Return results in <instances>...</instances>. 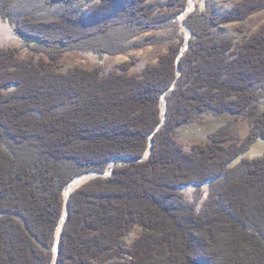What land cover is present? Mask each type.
Here are the masks:
<instances>
[{"label":"trees","instance_id":"1","mask_svg":"<svg viewBox=\"0 0 264 264\" xmlns=\"http://www.w3.org/2000/svg\"><path fill=\"white\" fill-rule=\"evenodd\" d=\"M43 1L62 12L15 18L0 3L40 55L0 48V264H53L64 188L112 163L69 195L56 264H264V156L242 157L264 138V26L240 43L211 33L264 0H237L219 20L212 0H198L183 21L188 40L174 31L156 65L133 73L131 60L108 75L56 65L72 50L119 56L148 45L134 40L171 24L188 0H99L80 14L69 11L78 0ZM208 114L233 121L185 151L177 131ZM238 120L250 126L242 140ZM205 184L199 205L184 201L182 188ZM134 227L142 233L124 249Z\"/></svg>","mask_w":264,"mask_h":264},{"label":"rangeland","instance_id":"2","mask_svg":"<svg viewBox=\"0 0 264 264\" xmlns=\"http://www.w3.org/2000/svg\"><path fill=\"white\" fill-rule=\"evenodd\" d=\"M152 3L160 4L166 0H149ZM198 0H189L187 7L182 10L175 19L171 21V24H167L163 29L152 31L147 33L134 41L141 42L145 38H153L152 43L142 46L140 48H134L124 54L109 56H98L91 52L72 50L63 54L59 59L56 67L57 70L66 72L68 69L74 67H82L84 69H93L101 67L102 74L108 75L112 73H119L118 66L127 63L131 60L135 61L134 66L130 69V72L141 73L145 70L147 65H156L160 55L167 52V45L172 42H176V35L182 36L187 39L190 35L189 30L185 27L183 21L187 14L193 11L194 5ZM99 0H78L72 6L69 11L80 14L83 11L88 10L93 5H96ZM237 0H212V15L218 20L222 15L227 13ZM1 3V0H0ZM43 0H9V12L15 17H20L24 14H31L34 17L40 19H53L57 14H60L63 10L61 5H53L51 7L45 6ZM185 10V11H184ZM264 26V9L250 15L247 19L241 22L229 23L219 25L211 30L214 39L230 38L233 43H240L244 38L251 36L254 32L258 31ZM175 31V33H173ZM188 40V39H187ZM0 48H11L16 50L17 56L21 60H28L34 58L36 61L40 55H34L27 48L24 40L14 31L13 25L0 16ZM264 104V101H263ZM162 113V110H161ZM162 116V114H161ZM232 117H214L213 115H204L197 122L184 126L176 133L177 142L187 151L191 145L195 143H205L208 141L209 134L215 132L221 127L225 126L229 122H232ZM250 129V126L245 120H238L234 122L233 131L237 140H242ZM264 156V138H259L257 142L242 156L248 159ZM122 161V160H121ZM124 162V161H122ZM107 175H102L104 177ZM91 176L90 179H93ZM207 190V184L201 188V193L196 194V188L189 186L182 188L180 194H182L184 201L187 204L202 202ZM75 191V190H74ZM64 202V201H63ZM20 220V219H18ZM142 230L139 227H134L123 239L122 247L128 249L135 239H137ZM55 251V250H53ZM128 259V257H124Z\"/></svg>","mask_w":264,"mask_h":264},{"label":"water","instance_id":"3","mask_svg":"<svg viewBox=\"0 0 264 264\" xmlns=\"http://www.w3.org/2000/svg\"><path fill=\"white\" fill-rule=\"evenodd\" d=\"M189 1V0H188ZM189 37H190V35H189ZM188 37V38H189ZM187 38V39H188ZM187 42H185V44L183 45V47H182V49H181V52H180V54H182L186 49H187ZM179 57V56H178ZM177 72L179 73V68H177ZM164 95H162V97H161V100H164V97H163ZM162 121L164 120V118H165V100H164V105H163V110H162ZM150 151H151V147L149 146V148H148V150L146 151V153H145V155L141 158V159H139V160H135V161H142V160H146L148 157H149V154H150ZM123 161H128L127 159H123ZM113 164L114 163H112V165H111V167H110V169L109 170H107L104 174H100V173H96V172H89V173H85V174H93L94 175V178H97V177H101L102 175H110V173H111V170H112V168H113ZM82 175H84V174H82ZM79 177H80V175H79ZM93 178V179H94ZM74 180V179H73ZM72 180V181H73ZM92 180V179H91ZM71 181V182H72ZM88 181H90V180H87V181H85L84 183H86V182H88ZM84 183H82L81 185H79V186H77L74 190H76V189H78L80 186H82ZM68 185V184H67ZM66 185V186H67ZM74 190H72V191H74ZM72 193V192H71ZM70 193V194H71ZM69 194V195H70ZM69 197V196H68ZM68 197H67V199H68ZM67 214H68V205H67V200H66V216H67ZM66 216H65V218H66ZM65 218H64V220H63V222H62V225H61V228L63 227V223H64V221H65ZM61 219H62V217H61ZM61 228H60V232H61ZM60 232H59V235H58V240L60 239ZM58 240H56V242H55V245H54V248H53V250H55V251H53V257H54V261H53V264H56V255H57V248H58Z\"/></svg>","mask_w":264,"mask_h":264},{"label":"bare ground","instance_id":"4","mask_svg":"<svg viewBox=\"0 0 264 264\" xmlns=\"http://www.w3.org/2000/svg\"><path fill=\"white\" fill-rule=\"evenodd\" d=\"M163 105H164V100H161V110H163ZM91 176H94L93 174H84V175H80V177L75 178L72 182H70L66 188H64L63 191V199L65 202L64 205V211L62 214V219L60 220L59 226L57 228V232H56V240H58V235L60 232V228L62 225V222L66 216V200L67 197L69 196V194L72 192V190H74L77 186L81 185L82 183H84L85 181H87L88 179H90Z\"/></svg>","mask_w":264,"mask_h":264}]
</instances>
